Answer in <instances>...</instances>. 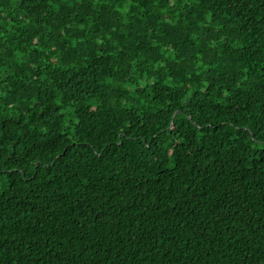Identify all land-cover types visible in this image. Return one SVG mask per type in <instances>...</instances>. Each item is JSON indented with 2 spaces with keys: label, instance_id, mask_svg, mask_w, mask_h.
Here are the masks:
<instances>
[{
  "label": "trees",
  "instance_id": "1",
  "mask_svg": "<svg viewBox=\"0 0 264 264\" xmlns=\"http://www.w3.org/2000/svg\"><path fill=\"white\" fill-rule=\"evenodd\" d=\"M0 264H264V0H0Z\"/></svg>",
  "mask_w": 264,
  "mask_h": 264
}]
</instances>
